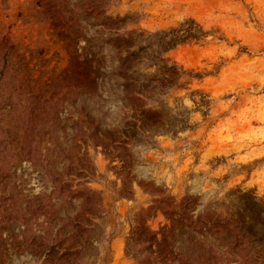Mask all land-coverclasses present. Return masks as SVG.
<instances>
[{"label":"rangeland","instance_id":"rangeland-1","mask_svg":"<svg viewBox=\"0 0 264 264\" xmlns=\"http://www.w3.org/2000/svg\"><path fill=\"white\" fill-rule=\"evenodd\" d=\"M0 264H264V0H0Z\"/></svg>","mask_w":264,"mask_h":264},{"label":"trees","instance_id":"trees-1","mask_svg":"<svg viewBox=\"0 0 264 264\" xmlns=\"http://www.w3.org/2000/svg\"><path fill=\"white\" fill-rule=\"evenodd\" d=\"M52 24H53V25H55V24H56V22H53Z\"/></svg>","mask_w":264,"mask_h":264}]
</instances>
